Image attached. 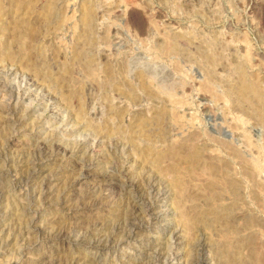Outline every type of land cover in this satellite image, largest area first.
Returning a JSON list of instances; mask_svg holds the SVG:
<instances>
[{"label":"rangeland","instance_id":"rangeland-1","mask_svg":"<svg viewBox=\"0 0 264 264\" xmlns=\"http://www.w3.org/2000/svg\"><path fill=\"white\" fill-rule=\"evenodd\" d=\"M0 264H264V0H0Z\"/></svg>","mask_w":264,"mask_h":264},{"label":"bare ground","instance_id":"bare-ground-1","mask_svg":"<svg viewBox=\"0 0 264 264\" xmlns=\"http://www.w3.org/2000/svg\"><path fill=\"white\" fill-rule=\"evenodd\" d=\"M46 146V145H45ZM49 146V145H48ZM57 146V145H56ZM59 146V145H58ZM60 147V146H59ZM57 149H58V147H56ZM51 149V148H50ZM46 150V149H45ZM44 151V150H43ZM42 151V152H43ZM64 151V150H63ZM40 152V151H39ZM45 152H48L47 150L45 151ZM44 152V153H45ZM43 153V154H44ZM46 154V153H45ZM41 155V154H40ZM42 156V155H41ZM186 159H187V157H186ZM81 169H86L85 167H83V168H81ZM85 171V170H84ZM94 195V192L92 191V189L91 190H89L88 191V193H87V195H85V199L84 200H87V199H89V198H91V200H90V204H92V203H97L98 202V200H99V198L98 197H94L93 196ZM93 205H95V204H93ZM134 209V208H133ZM132 213V212H131ZM133 215H135V214H133ZM133 218V217H132ZM135 219V218H134ZM55 234V233H54ZM62 235V233L60 232V231H57L56 232V234H55V236H61ZM226 256V255H225Z\"/></svg>","mask_w":264,"mask_h":264}]
</instances>
